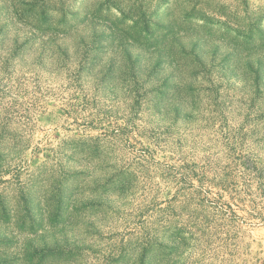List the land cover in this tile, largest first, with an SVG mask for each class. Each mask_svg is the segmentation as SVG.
<instances>
[{
    "label": "rangeland",
    "instance_id": "374dc122",
    "mask_svg": "<svg viewBox=\"0 0 264 264\" xmlns=\"http://www.w3.org/2000/svg\"><path fill=\"white\" fill-rule=\"evenodd\" d=\"M0 264H264V0H0Z\"/></svg>",
    "mask_w": 264,
    "mask_h": 264
}]
</instances>
